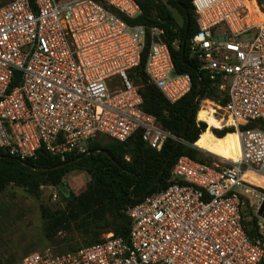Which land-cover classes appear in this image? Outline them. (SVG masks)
Returning a JSON list of instances; mask_svg holds the SVG:
<instances>
[{
	"label": "built area",
	"instance_id": "2783aa9c",
	"mask_svg": "<svg viewBox=\"0 0 264 264\" xmlns=\"http://www.w3.org/2000/svg\"><path fill=\"white\" fill-rule=\"evenodd\" d=\"M192 3L189 52L220 94L207 102L238 135L239 162L182 156L171 186L128 208L127 238L109 233L17 264H264V192L245 185L247 172L264 177V11L258 0ZM141 14L135 0L0 2V152L66 160L91 155L100 136L125 143L140 133L157 151L177 140L143 109L130 72L145 58L148 84L170 104L191 92L192 78L176 72L165 29L130 22ZM250 194L256 222L246 212Z\"/></svg>",
	"mask_w": 264,
	"mask_h": 264
},
{
	"label": "trees",
	"instance_id": "16d2710c",
	"mask_svg": "<svg viewBox=\"0 0 264 264\" xmlns=\"http://www.w3.org/2000/svg\"><path fill=\"white\" fill-rule=\"evenodd\" d=\"M135 1L140 5L142 14L130 22L165 29V41L170 47L176 72L189 74L192 78L191 92L176 104H170L156 87L148 84L145 58L140 67L130 72L131 80L141 87L143 109L155 116L177 140L167 139L161 151H157L143 140L140 133L125 143L100 136L91 144V155L71 156L66 160L52 156L45 150H41L36 159L24 161L0 152V195L10 187H18L31 196L41 198V187L52 186L62 196L63 208L41 206L45 241L52 242L60 233L69 236L61 241L64 248L60 254L102 242V235L107 233L127 238L131 228L130 218L126 214L128 208L171 186L173 169L182 156L200 163L213 162L211 154H205L195 146L201 135L210 130L207 122L196 120L202 101H219L220 94L211 87L205 72L200 71L198 60L189 52V39L196 31L193 0ZM258 2L264 11V0ZM172 9L180 14L182 24L177 21ZM188 25L183 61V41ZM200 81L201 86L198 85ZM221 101L223 103L225 99ZM254 127L256 124H249L242 129ZM213 133L220 141L226 136H237L232 128L215 130ZM73 171H84L91 178L85 191L78 195L64 182L65 177ZM155 180V186L144 194ZM254 182L264 187V182ZM17 263L18 260H4L0 252V264Z\"/></svg>",
	"mask_w": 264,
	"mask_h": 264
},
{
	"label": "rangeland",
	"instance_id": "374dc122",
	"mask_svg": "<svg viewBox=\"0 0 264 264\" xmlns=\"http://www.w3.org/2000/svg\"><path fill=\"white\" fill-rule=\"evenodd\" d=\"M167 1L163 0V2ZM0 2H7V0H0ZM172 12L177 21L182 24L183 20L180 14L175 9H172ZM205 101L207 99L203 100L202 105L205 104L208 106V102L204 103ZM208 101L213 102L210 99ZM196 118L197 122H207L211 128L206 123L207 128L210 130L201 135L199 142L195 146L205 154H211L214 157L211 158L213 159L212 163L226 165V161L213 155L214 153L211 150L215 149L213 147L217 148V146L224 144L227 138H235L236 136H226L223 141L217 140L214 137L213 131L227 128L225 127V122L220 123V119L212 116L210 113H205L204 109L198 111ZM104 141H108V139ZM231 143L233 141H228V144L225 145V150L231 149ZM229 153H231L230 150ZM127 159L129 160V157ZM246 172L247 170L244 168V173ZM90 179V176L84 171H73L65 177L64 182L73 193L78 195L85 191ZM252 179L261 183L264 182V178L256 176L251 179L249 178V180L246 178L247 181H245V185L250 187L252 192H264V187L257 185ZM41 190V198L31 196L24 189L18 187H10L0 195V252L4 260H18L20 262L22 258L31 253H41L51 250L55 254H60V251L64 248V245L60 243L62 240L69 238L64 233L58 234L52 242L45 241L41 213V206L43 205H50L52 208H63V198L57 189L52 186H42ZM251 198H253L252 194H250L246 212L247 216L256 222L258 219L255 217L253 210L254 199ZM107 234L102 235L103 239Z\"/></svg>",
	"mask_w": 264,
	"mask_h": 264
},
{
	"label": "bare ground",
	"instance_id": "6f19581e",
	"mask_svg": "<svg viewBox=\"0 0 264 264\" xmlns=\"http://www.w3.org/2000/svg\"><path fill=\"white\" fill-rule=\"evenodd\" d=\"M204 103H207V101H205ZM203 109L205 110V113L207 114L210 113L214 117H216L214 114L219 112V109L210 102H208V106L203 104L199 110H203ZM220 120L222 119L220 118ZM228 141H233V143H231V149L225 150V145L228 144ZM229 150L231 153H229ZM211 152L214 153L213 155H216L223 160L239 162L241 158V144L238 135L235 138H231V137L227 138V141L224 144L211 150ZM256 176L258 175L252 172H247L245 177L248 178V177H256ZM259 177L264 178L262 176Z\"/></svg>",
	"mask_w": 264,
	"mask_h": 264
},
{
	"label": "water",
	"instance_id": "95a60500",
	"mask_svg": "<svg viewBox=\"0 0 264 264\" xmlns=\"http://www.w3.org/2000/svg\"><path fill=\"white\" fill-rule=\"evenodd\" d=\"M180 0H178V2H179ZM188 35H189V25H188V27H187V30H186V33H185V37H184V41H183V51H182V60L183 61H185V52H186V42H187V39H188ZM198 85L199 86H201L202 85V82L200 81L199 83H198ZM166 166V164L164 165V167ZM161 175V172H160V174H159V176ZM158 176V177H159ZM157 180H158V178H157ZM157 180H155V182L148 188V190L144 193V194H146L148 191H150L154 186H155V184H156V182H157ZM138 198V197H137ZM258 216H260V217H262V218H264V203H263V205H262V207H261V209H260V211L258 212Z\"/></svg>",
	"mask_w": 264,
	"mask_h": 264
}]
</instances>
